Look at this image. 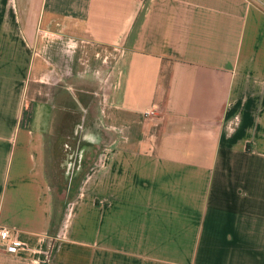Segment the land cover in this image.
Here are the masks:
<instances>
[{"label":"crops","instance_id":"obj_1","mask_svg":"<svg viewBox=\"0 0 264 264\" xmlns=\"http://www.w3.org/2000/svg\"><path fill=\"white\" fill-rule=\"evenodd\" d=\"M0 225V264H264V0H0Z\"/></svg>","mask_w":264,"mask_h":264},{"label":"rangeland","instance_id":"obj_2","mask_svg":"<svg viewBox=\"0 0 264 264\" xmlns=\"http://www.w3.org/2000/svg\"><path fill=\"white\" fill-rule=\"evenodd\" d=\"M74 142L73 138L65 140L52 134L46 138V171L51 186L53 202V227H56L63 216L66 202L76 192L81 179V171L86 165L84 143ZM85 163L83 165L82 163Z\"/></svg>","mask_w":264,"mask_h":264},{"label":"built area","instance_id":"obj_3","mask_svg":"<svg viewBox=\"0 0 264 264\" xmlns=\"http://www.w3.org/2000/svg\"><path fill=\"white\" fill-rule=\"evenodd\" d=\"M153 112L154 109L150 107L144 113L151 114ZM0 240L3 242L5 249L12 253H16L26 246L25 242L17 236L16 232L5 225H0Z\"/></svg>","mask_w":264,"mask_h":264}]
</instances>
